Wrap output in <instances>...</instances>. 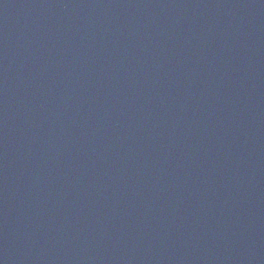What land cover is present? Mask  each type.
Returning a JSON list of instances; mask_svg holds the SVG:
<instances>
[{
  "label": "water",
  "instance_id": "obj_1",
  "mask_svg": "<svg viewBox=\"0 0 264 264\" xmlns=\"http://www.w3.org/2000/svg\"><path fill=\"white\" fill-rule=\"evenodd\" d=\"M0 264H264V0H0Z\"/></svg>",
  "mask_w": 264,
  "mask_h": 264
}]
</instances>
